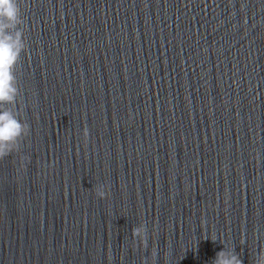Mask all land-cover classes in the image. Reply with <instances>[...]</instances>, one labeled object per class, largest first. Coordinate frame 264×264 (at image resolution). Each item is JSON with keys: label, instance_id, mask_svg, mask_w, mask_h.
Wrapping results in <instances>:
<instances>
[{"label": "water", "instance_id": "obj_1", "mask_svg": "<svg viewBox=\"0 0 264 264\" xmlns=\"http://www.w3.org/2000/svg\"><path fill=\"white\" fill-rule=\"evenodd\" d=\"M17 2L0 264H264V0Z\"/></svg>", "mask_w": 264, "mask_h": 264}, {"label": "clouds", "instance_id": "obj_2", "mask_svg": "<svg viewBox=\"0 0 264 264\" xmlns=\"http://www.w3.org/2000/svg\"><path fill=\"white\" fill-rule=\"evenodd\" d=\"M21 23L17 0H0V159L8 156L17 141L27 136L29 131L28 125L21 123L12 109L6 107L13 105L17 96L12 69L25 48L22 31L18 29ZM82 136L86 143L87 128L83 130ZM95 195L104 199L107 195L106 186H98ZM132 236L133 239L140 238L146 245L147 236L143 223L133 229ZM212 264H241V261L231 252L221 250L215 254Z\"/></svg>", "mask_w": 264, "mask_h": 264}]
</instances>
